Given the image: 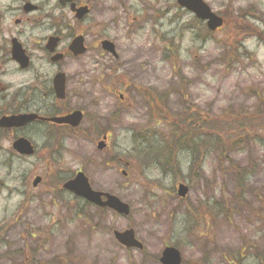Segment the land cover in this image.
<instances>
[{
    "label": "rangeland",
    "instance_id": "374dc122",
    "mask_svg": "<svg viewBox=\"0 0 264 264\" xmlns=\"http://www.w3.org/2000/svg\"><path fill=\"white\" fill-rule=\"evenodd\" d=\"M79 1L91 9L78 30L74 27L87 33L88 52L62 64L68 80L66 107L84 110L86 118L79 129L60 134L59 147L50 139L56 130L42 125L13 132L0 129V264H40L67 256L78 257L81 264H161L166 245L179 249L183 264H238L228 255L237 256L249 245L243 264H264V147L245 141L230 153L242 167H255L239 202L234 199V176L216 150L209 152L197 179L189 153L178 156L181 175L166 174L149 158L146 146L135 141V131L154 123L150 103L155 92L168 95L169 112L182 110L179 78L164 60L167 46L186 78L191 105L214 115L256 108L257 98L246 91L255 87L264 97V44L251 32L264 30V0H205L227 24L211 35H206V24L180 8L177 0ZM34 2L44 4L45 10L29 15L33 23L25 42L33 68L20 72L10 62L0 67V83L7 87L0 92V116L54 105L51 97H44L43 85L51 82L55 70L37 49L50 30L34 24H44L51 16H72L56 0ZM19 6L16 0L0 2L1 9L12 10L6 15L11 21L18 18ZM104 38L115 43L118 60L100 53ZM245 50L254 58L238 59L236 54ZM115 78L132 87L125 92V102L108 92ZM107 131L108 145L101 151L98 143ZM18 137L34 143L35 156L24 157L12 149ZM78 171L87 175L94 189L127 203L130 215L107 210L95 216L92 209L94 228L80 221L65 224L67 203L73 198L60 194L58 186ZM36 177L43 181L34 188ZM181 183L190 188L184 200L177 195ZM223 203L228 214L221 212ZM127 229L135 231L143 250L117 242L114 232Z\"/></svg>",
    "mask_w": 264,
    "mask_h": 264
},
{
    "label": "trees",
    "instance_id": "16d2710c",
    "mask_svg": "<svg viewBox=\"0 0 264 264\" xmlns=\"http://www.w3.org/2000/svg\"><path fill=\"white\" fill-rule=\"evenodd\" d=\"M239 19L244 20V16L239 17ZM251 32L254 33L253 36L264 44V30L257 33L256 31ZM206 33V35L212 34L209 30H206ZM171 49L172 48L169 46L166 47L164 51V60L172 65L175 74L179 78V94H181L180 96L183 102L182 110L179 113L169 112L165 106V100L168 95L155 92V101L150 103L153 111V116H150L154 118V123H152L151 128H146L140 131V133L135 131V141L141 142L142 145L146 146L149 158L154 164L161 166L162 171L166 174L172 173L174 175H181L178 156L182 152L189 153L191 158V172L197 179H200L202 176L204 161L209 152L211 150H216L221 155L222 163L227 162L229 165V170L233 174L236 182L234 199H240V202L241 199H244V195H246L248 179L254 174L255 167L253 163L247 167H242L230 158V153L234 148L241 146L245 141L264 147V97L257 88L252 87L247 89L246 93L255 96L258 100V104L256 108L251 111L233 109L229 110L226 114L214 115L208 111L199 110L196 106L188 102L186 93L188 85L186 83V78L179 73L177 60L170 55V52H172ZM166 54L170 57H167ZM228 55L230 60L233 59V55L230 53ZM236 56L239 57L238 59L244 56L254 58V55L246 50L244 53L236 54ZM116 82H119V79L115 78V83ZM156 126L159 129H153V127L156 128ZM59 135L60 133L57 131L50 134V139L55 140V147H59L61 142ZM114 160L117 162V165L121 163L119 158H114ZM60 185L61 183L58 186V190L61 194L62 190ZM220 207L221 212L229 213V207L226 203H223ZM67 208V217L64 216L65 218L63 220L65 224L71 221H80L91 226V228H94L92 226L93 219L90 215L92 209H95V216H103L108 212L107 209L96 208L83 199L76 197L68 200ZM198 218L199 215L195 214L196 227H199ZM40 232L41 230L35 233V236H38ZM249 247V245L244 247L245 249L241 250L237 256L233 255V252H231L228 258L232 263L234 257V261L237 260L238 264H243V259L246 258L245 254ZM77 258L78 257L67 256L65 258L54 259L51 262H40V264H81V259Z\"/></svg>",
    "mask_w": 264,
    "mask_h": 264
},
{
    "label": "water",
    "instance_id": "95a60500",
    "mask_svg": "<svg viewBox=\"0 0 264 264\" xmlns=\"http://www.w3.org/2000/svg\"><path fill=\"white\" fill-rule=\"evenodd\" d=\"M75 0H61V3H70L72 5L73 11L76 12L77 18L79 20L83 19L89 12L87 7L75 9ZM179 7L191 12L195 17L206 23L207 28L211 32H216L224 26V19L220 15L213 12L211 7L205 2V0H177ZM31 6L26 7V12L31 11ZM58 40L51 38L49 40L48 48L51 52L54 51L57 46ZM103 48L105 51L116 56L115 45L110 41L103 42ZM85 41L82 36L77 37L72 45L71 51L75 56H82L86 53ZM14 60L20 63L22 68H27L29 66V58L26 52L21 49V46H17L13 52ZM61 56H57L54 60L57 61L61 59ZM65 84L66 79L64 74H58L55 77V93L58 99L63 100L65 98ZM83 114L79 111L74 112L65 117H54L47 119L49 122L59 125H70L73 128H77L83 121ZM44 120L37 114H19L11 116H3L0 118V128L6 130L21 129L27 125L37 121ZM106 140V137L104 138ZM106 147L105 142L99 143V150H103ZM12 148L20 155L31 157L35 154V146L33 143L24 138H18L12 144ZM42 181L41 177H37L33 186L37 187ZM63 189L75 195L76 197L82 198L86 202L99 207L106 208L119 216L127 217L130 215V206L122 201L119 197L112 195L108 192H102L95 190L89 178L83 173L79 172L76 176L64 183ZM189 193V187L185 184H180L178 186V196L185 199ZM114 237L119 244L126 247L127 249H137L143 250V244L137 239L135 231L133 229H127L125 231H115ZM162 264H183V259L181 252L175 247H166L160 259Z\"/></svg>",
    "mask_w": 264,
    "mask_h": 264
},
{
    "label": "flooded vegetation",
    "instance_id": "af4514ba",
    "mask_svg": "<svg viewBox=\"0 0 264 264\" xmlns=\"http://www.w3.org/2000/svg\"><path fill=\"white\" fill-rule=\"evenodd\" d=\"M1 1L2 0H0V2ZM16 1H18L21 4V6H19L15 10V11H18V13L20 14L18 18L12 21L6 19V15L7 13H9L11 9L9 7L8 8L5 7L3 9L0 8V67L5 66L7 63L10 62L14 64L17 71L28 72L33 68V64H34L33 55L30 53L27 47V43L25 42L27 32L29 31V28H30L29 25L33 23L29 15L41 13L42 11L45 10V7H44V4L34 2L35 0H16ZM56 1L60 7H63L64 9H67L70 12L72 16V20L71 19L68 20L65 18L64 19L62 18L54 19V17L51 16L50 20L43 21L45 22L44 24H38L39 20L37 21V24L36 23L34 24L37 28L47 27L50 30V34L47 37L43 38L42 43L38 44L37 49L45 53L46 55L45 58L48 61V64L55 70L54 75L51 79V82L49 81L48 83L43 85L46 90V94L44 95V97L45 98L51 97L53 99L54 105H52L51 107H48L46 105V106H43L41 109H37L36 111L27 110V111L11 113V114L7 113V114L1 115L0 117L9 116V115L34 113V114L39 115L44 120H37L22 129H28L29 127L34 126V125H42L43 127H47V129L49 128L52 131L56 130L57 132L61 134L62 132H70V131H75L79 129L84 119L86 118V112L84 110L79 109V108L71 109L69 107L68 108L66 107V101L68 99L67 97L68 96L67 94L68 93L67 92L68 80H67V75L64 71L65 65H63L62 63L65 61H68L69 59H73L77 61L88 52V45L86 42L87 33H84V31L77 32L75 31V28L76 30H78V28L86 21V18L91 13V9L88 4L80 3L79 0H75L74 1L75 9L87 7L89 10L85 18L78 20L77 14L76 12L73 11L72 5L70 3L63 4L61 3V0H56ZM27 6H31L32 10L29 12H26ZM80 36L84 38L85 47L87 50L84 55L75 56L73 52L71 51V45L73 41L77 37H80ZM51 38L58 40L57 46L55 47L53 52H51V50L48 48L49 40ZM106 40H109V39L104 38L100 40V50L99 51L103 55H111L109 52L105 51L103 48V42ZM112 43L115 44L114 42ZM18 45L21 46V49H23L26 52V55L29 58V66L27 68H22L20 63L14 60L13 52H14V49ZM57 56H61L62 58L55 61L54 59ZM113 58L115 60H118L119 59L118 53H117V57L113 56ZM58 74H64L65 79H66L65 98L63 100L58 99L55 93L54 80ZM130 88L132 87L128 83V81L122 80L121 82L113 83L110 89H108L109 90L108 92L113 94L114 97H117V94H118L119 101L125 102L126 101L125 92L130 90ZM118 89H124V91L121 93H119V91H116V92L114 91ZM6 90H7V87L3 85L2 83H0V92H5ZM77 111L81 112L84 117L80 126L77 128H73L70 125H66V124L65 125L54 124L47 120V119L54 118V117H65ZM15 130H19V129L5 130V131L13 132ZM109 136H110V133L107 131L104 133L102 137V141H105L104 138L106 137V142H105L106 147L108 145ZM59 138L61 139L60 135H59ZM99 143H98V146H99ZM71 197L74 198V196L72 195Z\"/></svg>",
    "mask_w": 264,
    "mask_h": 264
}]
</instances>
